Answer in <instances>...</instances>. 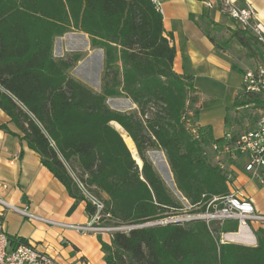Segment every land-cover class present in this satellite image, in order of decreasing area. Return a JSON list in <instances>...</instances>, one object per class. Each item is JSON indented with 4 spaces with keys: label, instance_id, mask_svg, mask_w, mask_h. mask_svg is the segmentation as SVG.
Segmentation results:
<instances>
[{
    "label": "trees",
    "instance_id": "16d2710c",
    "mask_svg": "<svg viewBox=\"0 0 264 264\" xmlns=\"http://www.w3.org/2000/svg\"><path fill=\"white\" fill-rule=\"evenodd\" d=\"M71 31L86 34L91 47L103 51L100 93L69 75L78 57H53L55 38ZM232 36L249 58L264 55L251 31ZM174 60L151 0H0V110L69 195L86 201L90 217L98 207L84 191L102 205L103 227L164 221L184 208L150 151L164 153L177 192L191 206H202L193 213L230 193L228 173L212 150L223 138L198 124L199 97L192 79L174 71ZM113 98L131 100L137 112L112 110L107 101ZM240 107L263 110L264 97L243 91L233 109ZM227 120L231 128L230 115ZM112 123L133 140L142 169ZM212 226L238 231L235 221ZM10 243L14 249L29 245L25 239ZM217 244L203 220L116 231L110 244L101 240L106 264H264L262 240L252 248Z\"/></svg>",
    "mask_w": 264,
    "mask_h": 264
},
{
    "label": "crops",
    "instance_id": "0c3cea01",
    "mask_svg": "<svg viewBox=\"0 0 264 264\" xmlns=\"http://www.w3.org/2000/svg\"><path fill=\"white\" fill-rule=\"evenodd\" d=\"M233 1L255 11V23L260 25L264 37V0ZM158 3L164 36L175 50L173 69L192 79L199 97L198 124L210 126L215 138H223L230 130L234 131L233 125L229 128L227 116L243 93L244 73L258 63V57L249 58L247 49L232 36L240 28L222 11L218 1L158 0ZM69 35L89 38L77 31ZM18 134L16 126L0 110V216L6 234L11 241L25 239L60 264H106L101 240L110 244L112 234H84L65 227L91 223L86 201L71 197L43 165L40 155L21 141ZM240 165L231 167L233 181L229 192L250 199L257 212L262 213L260 196L264 195V187ZM24 210L35 218L25 216Z\"/></svg>",
    "mask_w": 264,
    "mask_h": 264
},
{
    "label": "built area",
    "instance_id": "2783aa9c",
    "mask_svg": "<svg viewBox=\"0 0 264 264\" xmlns=\"http://www.w3.org/2000/svg\"><path fill=\"white\" fill-rule=\"evenodd\" d=\"M156 9L161 13V7L158 0H151ZM218 1V0H216ZM222 11L229 15L239 28L251 31L258 40L264 45V37L259 24H256V13L251 7H240L233 0H221ZM170 44V42H169ZM243 91L254 95L264 97V61L256 69L247 70L243 75ZM264 110V109H263ZM215 153V162L217 165L227 171L228 186L232 184L233 174L231 167L242 164L244 172L251 179L264 186V114L254 129L243 133L227 132L223 137L222 144H214L212 147ZM187 207L189 204L185 200ZM95 203V202H94ZM98 207L97 213L92 217L91 223L86 226H65L80 233L88 232H107L121 231L120 228H108L99 224L100 211L102 205L95 203ZM22 213L29 217L35 218L31 213L24 210ZM202 214V213H201ZM197 220H203L207 223L218 222L223 224L226 221H235L238 223V231L233 233H224L220 242L247 244L238 241V235L244 230L253 234L251 222L264 225V215L258 214L254 203L245 197H239L233 193L224 196L212 197L206 204V210ZM52 224L50 221H44ZM178 222L176 220L161 222L168 224ZM131 230V227L128 228ZM0 264H60L52 257L41 253L32 245H19L12 248L10 238L4 230V221L0 216Z\"/></svg>",
    "mask_w": 264,
    "mask_h": 264
},
{
    "label": "rangeland",
    "instance_id": "374dc122",
    "mask_svg": "<svg viewBox=\"0 0 264 264\" xmlns=\"http://www.w3.org/2000/svg\"><path fill=\"white\" fill-rule=\"evenodd\" d=\"M73 32L76 33V31H71L69 33H73ZM69 33L65 34L62 37L55 38L54 46H53V57L56 59L67 58L69 60H71L74 57L75 58L78 57L79 61L73 64V67L69 71V75L83 82L85 85L90 87L95 92L100 93L102 89L101 78H102V73L104 69L103 51L101 49L92 48L89 38L87 39L82 36L69 35ZM257 60H258V63L256 65L254 64L253 66H251L249 70L256 69V67L260 63L263 62L264 55L261 57V59L257 58ZM107 104L112 110L117 111V112H121V113L137 112V107L133 104L131 100L127 98L109 99L107 101ZM263 114H264V110L255 109L252 107H248V108L240 107L238 109H233L230 114L231 116L230 124L234 126L235 132L243 133L251 129H254L257 126ZM235 118L236 119L240 118L239 119L240 123L235 121L234 120ZM114 124L115 123H113L112 125L115 127ZM115 128L117 129V127ZM136 153H137V150H136ZM148 155H149L150 160L154 164L157 172L159 173L163 181L166 183L167 187L172 191L175 197H177L183 203V206L186 205V202H184L185 199L176 190L173 177L170 172V167L167 163L164 153L161 151L155 150V151H150ZM237 166L240 167L241 165L239 164ZM260 187H264V186L260 185ZM260 200L264 205V195L260 196ZM200 208H202V206H191L189 204L187 207L184 206L182 210H179L177 212L179 213V215L173 218H170V219H166L164 221H159V222L149 223V224H156V223L159 224L161 222L166 223V221H172V220L173 221L176 220L180 223H186L191 220H197L198 219L197 217H199V215H202L204 212H202V214H196L193 212ZM257 213L264 215V212L262 213L257 212ZM212 223H217L220 225V227H222L223 224L218 223V222H211V223L206 222V224L209 226V230H210L213 240L215 242L217 241L218 242L217 245L219 246L221 244L220 240L224 233L221 232L220 230H215V226H212ZM251 229L256 239L255 245L236 244V243H234V245H241L244 247H251V248L257 247L259 240H263L264 238V225L260 223L257 224L255 222H251ZM119 230L128 231L129 229L128 227H122V229H119ZM107 232L113 234L116 231L114 230V231H107Z\"/></svg>",
    "mask_w": 264,
    "mask_h": 264
},
{
    "label": "bare ground",
    "instance_id": "6f19581e",
    "mask_svg": "<svg viewBox=\"0 0 264 264\" xmlns=\"http://www.w3.org/2000/svg\"><path fill=\"white\" fill-rule=\"evenodd\" d=\"M114 125H115V127H117V129L120 131L121 135L123 136L125 143L127 144L129 150L133 154L134 159H136L137 163L141 166L142 162L136 153V148H135V144H134L133 140L126 134V132L122 129V127L120 125H118L117 123H115ZM170 177H171V175H170ZM237 237H238V241H240V242L249 243L251 245L256 244L255 236L252 233H250L248 230H244Z\"/></svg>",
    "mask_w": 264,
    "mask_h": 264
},
{
    "label": "water",
    "instance_id": "95a60500",
    "mask_svg": "<svg viewBox=\"0 0 264 264\" xmlns=\"http://www.w3.org/2000/svg\"><path fill=\"white\" fill-rule=\"evenodd\" d=\"M113 124V123H112ZM139 165V164H138ZM139 167H140V169H142V165L140 166L139 165ZM81 187V186H80ZM82 188V187H81ZM83 189V188H82ZM84 191V190H83ZM84 193L86 194V196L87 197H89L90 198V200H92L93 202H97L93 197H91L89 194H87L85 191H84ZM156 225H161V223H156V224H146V225H140V226H135V227H131V229H138V228H143V227H148V226H156Z\"/></svg>",
    "mask_w": 264,
    "mask_h": 264
}]
</instances>
